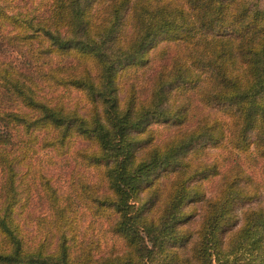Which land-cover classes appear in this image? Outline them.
<instances>
[{
    "label": "trees",
    "instance_id": "obj_1",
    "mask_svg": "<svg viewBox=\"0 0 264 264\" xmlns=\"http://www.w3.org/2000/svg\"><path fill=\"white\" fill-rule=\"evenodd\" d=\"M21 1L0 0V264H264V4ZM41 150L94 173L61 191Z\"/></svg>",
    "mask_w": 264,
    "mask_h": 264
},
{
    "label": "rangeland",
    "instance_id": "obj_2",
    "mask_svg": "<svg viewBox=\"0 0 264 264\" xmlns=\"http://www.w3.org/2000/svg\"><path fill=\"white\" fill-rule=\"evenodd\" d=\"M29 0L21 1L20 5H23L25 7V4H27ZM39 0H34V2H31L30 5L32 7H35L34 5H37V2ZM46 0H42L40 4L37 5L39 9L43 7V4ZM250 4H259L263 5L264 0H246ZM29 5V3H28ZM10 6H14L13 4H10ZM155 56L152 57V62L154 64L150 65L151 67H154L155 64H158L161 57L157 55V53L154 54ZM157 56V57H156ZM149 66V67H150ZM150 67V68H151ZM150 68L146 67L144 69V72H149ZM139 76L141 74H138ZM157 131L159 133H162L163 135L166 134L167 129L163 128L162 126L157 127ZM65 154H56L53 151L50 150H41L37 154V168L39 169L40 173L42 175H45L46 177H49L50 183L53 186H56L61 191H74L73 186L71 185V182L73 180V171L78 167L81 169V171H84L86 174L92 175L94 172L90 169H84V167L81 165V163L76 159L72 158V156L69 154L67 157L64 156ZM237 157L233 156L230 151H227L223 147H208V160L216 159L219 163H221V168L226 167L227 164H229V161L231 159L240 161L244 168L247 170V172L254 178V179H260V160L253 158V157H246L243 154L236 155ZM78 163V164H77ZM85 174V175H86ZM217 176L212 177L210 179H207L204 181V188L206 189L207 193H210L215 187ZM263 196L260 195L259 198L254 199L252 201L240 203L237 206V211H240L242 208L248 206V205H255L260 200H262ZM44 199L42 196L38 195L37 191V199L35 197L31 200V210L32 213L27 218H32L34 216H38L40 212L43 211ZM78 213V228L81 231L86 232V234H89L90 232H93L92 234H96L99 237H103L104 235H108L105 233V226H101V223H99V220H96L95 223H91L92 216L89 214V211L85 209L81 204L80 207L77 209ZM198 217H195V220ZM194 226V223L192 224ZM30 229V228H29Z\"/></svg>",
    "mask_w": 264,
    "mask_h": 264
}]
</instances>
